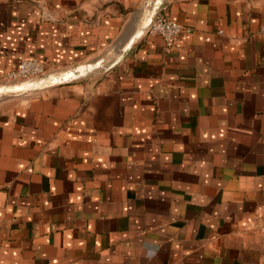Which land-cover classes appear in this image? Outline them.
Returning a JSON list of instances; mask_svg holds the SVG:
<instances>
[{
  "label": "crops",
  "instance_id": "obj_1",
  "mask_svg": "<svg viewBox=\"0 0 264 264\" xmlns=\"http://www.w3.org/2000/svg\"><path fill=\"white\" fill-rule=\"evenodd\" d=\"M156 1L0 0V264H264V0Z\"/></svg>",
  "mask_w": 264,
  "mask_h": 264
},
{
  "label": "built area",
  "instance_id": "obj_2",
  "mask_svg": "<svg viewBox=\"0 0 264 264\" xmlns=\"http://www.w3.org/2000/svg\"><path fill=\"white\" fill-rule=\"evenodd\" d=\"M166 7L160 6L155 13L154 18L148 26L147 32L152 35L160 36L165 44L167 50L173 49L176 44L179 35L183 32L184 28L177 22L167 17L164 12ZM261 34L264 35V27L261 28ZM49 73V65L42 64L36 59H30L23 61L18 69L15 71L6 73L1 77V81L4 83L30 80L34 78H41ZM264 236V225L262 228Z\"/></svg>",
  "mask_w": 264,
  "mask_h": 264
},
{
  "label": "water",
  "instance_id": "obj_3",
  "mask_svg": "<svg viewBox=\"0 0 264 264\" xmlns=\"http://www.w3.org/2000/svg\"><path fill=\"white\" fill-rule=\"evenodd\" d=\"M161 4H162V0H157L156 3L151 8V13H150V16H149V19H148V23L146 24V26L144 28V31L147 32L148 26H149L150 22L152 21V19L154 18L156 11L161 6ZM87 70H88V67H80V68L69 69V70L63 72L62 74L56 76L57 78H54V76H50L49 75V76H47V79L50 80V83L42 85L46 81V79H43L39 83L35 82L36 83L35 86L26 87L24 89V92L25 91H31V90L37 89V88H42V87L48 86L50 84H57V83L63 84V83L72 82L74 80H77L81 76H84Z\"/></svg>",
  "mask_w": 264,
  "mask_h": 264
},
{
  "label": "rangeland",
  "instance_id": "obj_4",
  "mask_svg": "<svg viewBox=\"0 0 264 264\" xmlns=\"http://www.w3.org/2000/svg\"><path fill=\"white\" fill-rule=\"evenodd\" d=\"M60 74H61L60 72H54L53 71L52 73L47 74L46 76L41 77V78H34V79H30V80H22V81L5 83L6 87H4V88L7 89V93L0 94V97L3 96V95L9 94L8 91L24 90L26 87L35 86L36 85L35 82L39 83L43 79H46V81L42 84V85H45L47 83H50V80L47 79V76L50 75V76H55L56 77V76H58ZM4 91H6V90H4ZM25 92H29V91H25ZM17 93H19V92L12 93V94H17ZM12 94H10V95H12Z\"/></svg>",
  "mask_w": 264,
  "mask_h": 264
},
{
  "label": "bare ground",
  "instance_id": "obj_5",
  "mask_svg": "<svg viewBox=\"0 0 264 264\" xmlns=\"http://www.w3.org/2000/svg\"><path fill=\"white\" fill-rule=\"evenodd\" d=\"M54 78H57V77L54 76Z\"/></svg>",
  "mask_w": 264,
  "mask_h": 264
}]
</instances>
